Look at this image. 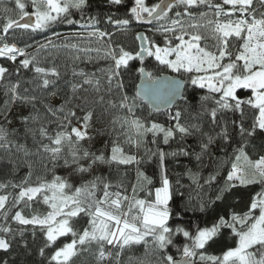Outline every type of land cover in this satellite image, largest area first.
I'll return each instance as SVG.
<instances>
[{
	"label": "snow or ice",
	"instance_id": "obj_1",
	"mask_svg": "<svg viewBox=\"0 0 264 264\" xmlns=\"http://www.w3.org/2000/svg\"><path fill=\"white\" fill-rule=\"evenodd\" d=\"M88 7L89 0H0V264H17L16 246L30 254L38 238L39 264H264V0H131L125 16L106 18L112 30L97 27L96 17L85 20ZM65 24L81 31L54 39ZM133 24L151 25L162 43L137 32L138 49L128 50L113 39ZM50 32L38 46L28 42ZM59 49L72 50L74 61L110 64L99 76L73 67L68 90L58 94L62 73L54 60L44 61ZM21 69L34 78L20 79ZM133 72L140 85L130 96L123 77ZM58 95L61 103L53 105L49 97ZM160 112L168 126L149 118ZM94 118L107 122L93 135ZM149 136L152 144L178 148L152 151L145 147ZM190 137L194 146L186 143ZM153 156L159 187L139 167ZM166 156L196 161L197 170L186 174L206 225L193 230L174 213L173 197L184 193L166 175ZM127 165L137 172L130 189L114 181ZM206 167L212 170L205 176ZM252 185L260 190L247 210L229 211ZM229 235L234 246L212 254ZM141 246L143 255H134Z\"/></svg>",
	"mask_w": 264,
	"mask_h": 264
},
{
	"label": "trees",
	"instance_id": "obj_2",
	"mask_svg": "<svg viewBox=\"0 0 264 264\" xmlns=\"http://www.w3.org/2000/svg\"><path fill=\"white\" fill-rule=\"evenodd\" d=\"M131 3V0H125V4L121 6H113L109 4L108 0H89V7L84 11L83 15L85 20L89 17H96L99 19L100 23L97 25L101 30H112V26L106 23V18L109 15H112L114 17L119 16L123 17L126 13V7L128 4ZM79 18V14H77V17ZM144 30L145 35L149 36L151 39H155L157 43H162L163 38L158 34L154 33L152 31V26L149 28H145L142 25L133 24L131 26V30L126 33H117L116 36L113 37L114 40H117L118 43L122 44L126 49L128 50H137L139 41L135 40V35L137 32H141ZM22 31V30H21ZM55 31H58L61 33V36H59L58 40H63L65 37H72V35L76 32L81 31L78 26H69V25H58L55 28ZM45 35L51 36L52 33L48 34H36L31 40L28 42L33 44L34 46H38V41H44ZM54 38V37H53ZM72 43H77L75 39L72 40ZM18 46H23L22 43L18 42ZM97 47L95 43L89 45L85 42L81 43V47ZM29 51H35V47L29 49ZM92 56H95V53L91 54ZM53 60L55 61V64L58 66L60 72L62 73V79L58 82L60 84V88L57 90L58 94L68 90L67 89V82L71 81L73 79L72 77V68H83L84 70L88 72H95L98 76L102 75L101 69H107L110 61L104 60V59H96L93 60L91 63L88 62H80V61H74L73 59V51L68 49H59L55 52L54 56H49L46 61H44L45 66H52ZM0 63H4L2 59H0ZM130 63H136L135 61H132ZM145 64L149 65V70L156 73L157 69L154 66V61H152V58H147L145 60ZM5 66H8L7 64ZM172 74L174 76H177L175 73L171 72H159V75L163 74ZM138 73H130L125 74L124 84L125 88L124 91L127 92L128 95H134L137 91V85L139 83V79H137ZM35 76L34 71L31 69L20 70L19 78L23 81H31ZM179 77V76H177ZM13 80L17 79L16 76L12 77ZM27 86V85H26ZM186 88L188 90V93L191 92V86L186 85ZM4 95L3 92L0 91V105L4 102ZM53 105H59L61 103V100L58 96H52L49 97ZM55 101L59 102L58 104H55ZM195 103V101H193ZM179 107L183 108V103L181 102ZM175 109H173L174 111ZM99 109H97V113L99 114ZM141 112H143L144 115H148V106L147 104H143L141 109ZM78 116H82V112L77 113ZM138 114H140L138 112ZM106 115V114H105ZM150 119H155L157 122L165 124V126H168V118L166 113H152L149 117ZM106 119L102 122L99 120H95L94 118V125L93 128L89 129L90 134H95V131L99 129L102 126V123H106ZM75 123V122H74ZM53 128L55 125L52 126ZM104 141H107V137L103 138ZM148 143L146 144V148L151 149L152 151H155L157 147L162 149L165 152H171L173 150H177L178 145L175 142H170L169 145H164L160 140H158L157 144L151 143V136L148 137ZM188 145H195L194 138H188L186 141ZM99 146V144L97 145ZM133 153L136 152L135 149H131ZM139 156L143 157L145 155L144 148H141L139 153ZM221 156H223V153H220ZM209 162L205 160V164H208ZM51 167V166H50ZM140 170L143 171L147 176H149L153 181L154 187L160 186V178H161V167L159 158L157 156L151 157V159H147V162L142 161L140 164ZM163 167L166 170V175L170 179V181L173 182V184H176V181L179 180L180 184L178 187H180V191L184 193L183 196L177 194L173 197V202L171 204V207L173 208L174 213H176L178 216L183 217V220L185 223L190 224L193 226V230L196 225L204 226L208 223L209 217L196 210V204L198 203V200L196 197V191L195 186L191 184V180L189 179L188 175L186 174L187 169L191 168L193 171L197 170L196 161L194 159L185 158L183 156L178 157H172V156H166L165 160L163 162ZM211 168H204L203 169V175H207L209 171H211ZM228 168L225 167L224 171L222 172L221 176L218 178L220 180L223 179L224 175H226ZM56 174L63 175L64 170L57 167L55 169ZM23 175V170L20 173ZM52 173H48V178H51ZM122 180L129 189L131 188L132 184H135L137 181V172H136V165H127V166H120V170L118 174L114 175V181ZM258 185H252L249 188L241 189L240 194L235 197L233 201H230V203L233 205L232 208L228 209L229 211L235 210L238 212H243L247 210V205L250 202V198L252 195L255 194V192L259 191ZM189 192H191L193 199L189 202ZM142 195V194H141ZM212 192L209 191L207 193V196H211ZM188 204L189 206L186 208L185 205ZM46 206L40 205L39 210L44 211ZM31 209H24L25 214L29 213ZM15 226V225H14ZM39 236V234H38ZM39 238L37 239V245L39 244ZM235 239L232 236H226L225 240L222 242L221 245H219L217 248L212 250V254L219 255L223 250H226L229 246H234ZM33 245L32 251L30 254H25L23 250L19 248V246H16L15 251L12 253V258H14L17 261V264H39L40 258L37 255L36 252V246ZM174 251V250H173ZM3 255V254H0ZM136 256L143 255V247L141 246L138 251L134 253ZM177 258H179V254L176 253ZM5 259H9V257H4Z\"/></svg>",
	"mask_w": 264,
	"mask_h": 264
},
{
	"label": "water",
	"instance_id": "obj_3",
	"mask_svg": "<svg viewBox=\"0 0 264 264\" xmlns=\"http://www.w3.org/2000/svg\"><path fill=\"white\" fill-rule=\"evenodd\" d=\"M142 26L145 27V28H149V27H151V25H142ZM141 32H143V30H142ZM143 33H144V32H143ZM144 34H145V33H144ZM161 76H167V77H169V78L175 77L176 79H180V77L174 76V75L169 74V73L163 74V75H161ZM139 85H140V81H139V83H138V85H137V90H138V88H139ZM185 87H186V86H185ZM160 113H164V112H160Z\"/></svg>",
	"mask_w": 264,
	"mask_h": 264
},
{
	"label": "rangeland",
	"instance_id": "obj_4",
	"mask_svg": "<svg viewBox=\"0 0 264 264\" xmlns=\"http://www.w3.org/2000/svg\"><path fill=\"white\" fill-rule=\"evenodd\" d=\"M144 32V30H143ZM145 33V32H144ZM59 37H54V39H57L58 40ZM59 102L55 101V104H58Z\"/></svg>",
	"mask_w": 264,
	"mask_h": 264
}]
</instances>
